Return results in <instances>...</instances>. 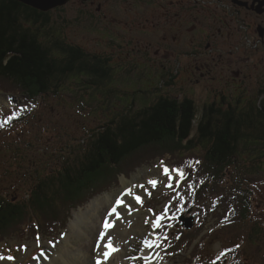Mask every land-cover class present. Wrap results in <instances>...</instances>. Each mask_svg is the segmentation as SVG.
I'll return each mask as SVG.
<instances>
[{
  "label": "trees",
  "instance_id": "trees-1",
  "mask_svg": "<svg viewBox=\"0 0 264 264\" xmlns=\"http://www.w3.org/2000/svg\"><path fill=\"white\" fill-rule=\"evenodd\" d=\"M60 10L43 13L14 0H0L1 92L19 99L27 110L35 108L40 100L48 96L58 98L59 101L52 105L63 108L67 102L63 97L68 91L69 94L77 91L76 95L82 96H92L91 92L101 96L100 101L92 104L95 106L91 111L88 108L82 110L80 116V107L76 110L80 117L86 116L87 111L92 112L91 118L83 122L84 127L81 126L84 140L78 150H83V153L77 158L63 154L56 174H50L45 179L40 177L37 189L42 193L33 190L28 195V199H32L31 209L39 211L46 202L57 206L64 195L59 185L65 177L71 184L76 183L74 187L78 192L97 191L95 187L100 183L112 185L114 181L102 179H112L119 173L129 176L123 167L135 162L130 158L143 149L154 147L152 150L160 158L158 160L174 163L175 169L184 175L191 174L192 182L208 179L209 173L213 176L222 174L221 181L225 176V184L232 187L233 199H230L229 205L220 203L219 206L223 211L224 207L233 208V212L229 214L227 210L224 213V223L235 225L234 229L243 225L252 226L254 221H249L248 204L255 186H250L258 179H247L244 173L255 171L260 174L261 170L256 171L260 167L264 170V92L251 103L240 96L231 102V97L226 95L228 107L224 108L220 105L221 101H217L219 98L179 86L177 79L183 70L180 64L184 56L173 60L161 53L155 54V58H147L141 46L137 42L135 46L127 36L128 40L122 37L117 38L118 42H100L98 47L102 49L105 44V50L94 52L95 46L88 47L87 40L83 41L81 37L89 28L86 25L89 24L94 31L108 33L115 30L118 24L111 21L109 13L98 16L93 11H87V15H82L84 10H78L80 15L71 19L66 16L67 13L61 14ZM121 24L128 26L126 20ZM71 30L72 36L64 35ZM112 50L117 53L122 50L123 55L128 53V56L118 57L119 61L114 62L117 54ZM142 59L145 61L139 63ZM113 64L120 66L117 71ZM143 82H146V87H143ZM30 113L28 111L27 114ZM102 115H106L108 120L101 121ZM26 116L20 114L12 122H26ZM93 117L99 123L101 121L96 129L89 128L93 123L98 124ZM62 126L64 131H70L68 126ZM242 146L252 155H257V159L249 157L243 161L247 166L240 168L238 162ZM71 148V145H66L63 153ZM194 152L205 164L192 172L194 159L191 153ZM233 163L239 165L237 170L240 174L232 175L230 165ZM62 169L64 172H61ZM247 175L253 177L252 174ZM242 182L251 184L245 188L240 185ZM0 183L2 190L4 185L1 180ZM208 188L206 183L204 189ZM98 194L101 193L95 195ZM12 199L16 200L15 197ZM1 210L0 206L2 218ZM6 216L0 221V244L17 233L12 228L18 218L9 212ZM55 220L58 222H54L53 226H64L60 224V219ZM186 232L181 230L179 238L184 239L188 235ZM255 234H260L259 226L251 237ZM17 236L23 238L25 233H17ZM50 236H58V233Z\"/></svg>",
  "mask_w": 264,
  "mask_h": 264
},
{
  "label": "rangeland",
  "instance_id": "rangeland-1",
  "mask_svg": "<svg viewBox=\"0 0 264 264\" xmlns=\"http://www.w3.org/2000/svg\"><path fill=\"white\" fill-rule=\"evenodd\" d=\"M100 1L104 4L106 0H99V2L96 0L95 5L91 4L89 6H84L80 3L81 1L74 0L60 11L61 14L67 13L66 16L72 19L80 15V12H77L78 10H84L81 13L82 15H87L89 13L87 11L96 13L95 10ZM125 1H127L126 7L132 5L130 1ZM149 1L145 0L140 2L143 4H134L127 10L125 16L131 17L135 13H141L150 22L151 26L153 23L158 22L157 17L172 9L168 1L152 2L154 6ZM108 3L112 5L121 3V1L113 2L111 0ZM108 9L109 7L106 11L110 17L113 16L114 10L109 12ZM133 24L135 25L132 26L133 29L124 25H116L115 30L119 29L128 38H131L135 46L137 40L144 42V46H141V48L144 51L147 50L154 57L153 50L149 48L147 42L152 40L150 42L163 43L170 39L171 33L166 29H137V19ZM86 26H89V28L84 30V34L81 37L83 41L87 40L86 45L88 47L95 46L93 48L94 52L105 50V44L102 49L98 47L100 42L112 40L118 42L119 40L117 39L119 36L113 31L108 33L97 32L89 24ZM72 32L71 30L64 33V35L72 36ZM122 52L121 50L117 53L114 62L119 61L118 57L124 58L128 56V53L124 56ZM174 55V47H172L169 49L168 54L166 53V56L174 57ZM143 61L145 59H142L139 63ZM202 63L205 65L204 62ZM180 65V69L183 70L179 80L177 79V83L179 86H183L182 81L191 76L195 65H199V63L191 64L188 60H185ZM190 65L192 66L191 69ZM112 67H116L114 70L117 71L120 66L113 64ZM143 67L141 65V68ZM250 67H252V64ZM86 82L89 83V79H86ZM146 86V82H143V87ZM78 91L80 90L78 89ZM81 91L83 93L86 92L85 90ZM68 92L63 97L67 101L63 108L52 105L59 101L57 100L58 98L48 96V98L40 100L35 108L29 107L31 113L27 115L26 122L21 124L12 122V126L5 129L0 128V180L4 185V188L0 190V206L3 212V217L1 218L0 216V221L4 216L7 217L6 214L8 212L14 214L18 219L14 220L15 226L12 230H16L15 233L17 232L18 234L25 233L23 238L17 236L16 233L0 245V257H3V259H0V264H41L42 260L50 262L51 260L59 259L65 252L72 253L73 256L80 255L78 247L73 245L74 239L70 237V226L75 219V215H85V217L81 216L79 219H100L101 217L99 218V216L103 217L106 214V217H109L108 211L113 210V208L119 211L121 218H110L111 221L118 222V227L114 228V233H110L112 235L110 240L121 251H125L130 255L128 257L126 255L120 256L122 254L120 253L114 260L117 264L120 260L123 263L127 261L130 264H149V261L144 259L145 257L150 258V264H264V170L262 167L257 169L258 166L255 169H257V172L261 170L260 174L255 171L244 173L247 179L258 180L254 184L252 183L253 185L249 182L240 184L245 188L249 187L250 184V187L255 186L252 189V196L249 195L248 204L249 221L252 220L253 223L254 220L255 223L249 228L247 225H243L234 229L232 227L235 225H225L224 223L227 210L229 214L233 212V208L224 207L223 211L219 206L221 205L220 203L229 205L228 202L233 199L231 198L232 187L229 184H225V176L222 180L223 182L221 181L222 174L213 176L209 173L208 179H203L201 182H192L191 174H187L188 176L184 175L182 178L178 174L180 171L175 170L177 167L174 163L158 160L160 158L152 150L154 147L143 149L140 153L130 158L136 163L127 164V162V165L123 167L129 176L119 173L112 179L101 178L103 181H114L112 185L100 183L95 187L97 191L78 192L74 187L76 183L71 184L68 181V177H65L59 185L61 192L64 193L61 202H58L57 206L46 202L39 208V211L32 210L30 206L32 199L29 200L28 195L33 190H35V193H42V191L37 189L40 177L45 179L50 174H56L59 169L57 166L62 163V161L60 162V157L63 154H68L71 158H75L77 155L80 157V153H83V150H78L79 144H82L81 142L84 140L81 126L84 127L83 122H87L91 118L92 112L90 111L95 106H92V104L97 103L101 99V96L97 93L91 92L92 96L86 94L82 96L76 95L77 91L70 94ZM81 101L86 103H81ZM18 105H20L19 99L3 95L0 92V127L2 121L5 122V116L7 111H9L5 108H13L14 110L17 109ZM87 108L90 111L86 112V116L80 117L83 113L82 110H87ZM77 109L80 116L76 113ZM108 114L112 116L109 112ZM107 120V116L102 115L101 121ZM101 121L99 123L98 120H94L98 124L93 123V125H89V128L95 127L96 129L101 125ZM60 125L68 126L70 131H64ZM72 129L73 131H71ZM66 145H71L72 148L67 153H63ZM17 149L19 150L18 153H16ZM198 153L201 155L200 152ZM191 154L194 159V168L192 169V172H194L195 169L199 168V165L202 167L205 163L195 156V152ZM249 157L250 159H257V155H252L250 151L242 146L240 148V162H238L240 168L247 166L244 162ZM239 165H235V163L230 165L232 175L240 174L237 170ZM165 168L169 169L167 175L164 172ZM242 170L245 171L244 169ZM61 172H64L63 169ZM247 174H252L251 176L253 177H249ZM260 175L261 178H258ZM23 176L25 177L22 178ZM101 179L99 178L98 180ZM151 181H155V185ZM97 183L98 181L94 185ZM206 183L209 185L208 189H204ZM168 185H172V187ZM97 193L101 194L95 195ZM129 193L131 194L129 195ZM136 196L142 198L143 204L136 202ZM12 197H15L16 200H13ZM94 200H100V202L98 201V206H95L96 209H93L92 214L89 215L86 213V209ZM119 201H123V206H118ZM129 206L131 211L128 210ZM245 207L247 208L246 205ZM235 209L237 210V208ZM237 212L239 211L237 210ZM161 216L163 220L160 221V227L157 228L155 221ZM246 216L247 214L245 218ZM37 219H40V221ZM55 219H60V224L63 223L62 225L64 226H53L54 222H58ZM180 219H185L184 223ZM240 219L242 218L240 217ZM103 221L104 219H100L97 223L90 226L96 228L95 231L99 232L102 229V226L99 227V225ZM171 221H173V224L170 226V231L166 236V238L169 237V241L165 242V239L160 235V230L166 226L167 222L171 223ZM192 222L193 226L186 230V223ZM257 226L260 228V234H255L251 237V233ZM63 227L66 229L63 230ZM82 227L83 223L75 230L84 231ZM23 228L26 230H22ZM246 229L249 230L247 234H244ZM181 230L188 233L184 239L179 238V231ZM236 232L239 234L235 235ZM55 233H58L59 237L52 238L50 234ZM201 238L203 239L202 242H200ZM149 243L152 244V247L148 249L149 254L145 255V250L148 248ZM192 243L194 245L199 243L201 246L195 253L190 255L193 248L190 246ZM169 244L172 245V252ZM85 245H88V242ZM39 250L41 252L38 254ZM133 253L134 255H132ZM96 254H98L97 250L95 251ZM8 257L13 259L10 260ZM137 260L138 262H135Z\"/></svg>",
  "mask_w": 264,
  "mask_h": 264
},
{
  "label": "flooded vegetation",
  "instance_id": "flooded-vegetation-1",
  "mask_svg": "<svg viewBox=\"0 0 264 264\" xmlns=\"http://www.w3.org/2000/svg\"><path fill=\"white\" fill-rule=\"evenodd\" d=\"M78 1L84 6L96 4V0ZM108 1L111 0L104 4L100 1L97 5L98 16L108 14L109 7V12L114 9V15L110 17L113 23L122 25L126 20L128 27L133 29L137 19V29H166L171 33L170 39L164 38L166 42H147L154 55L168 54L174 47L175 55L169 58L174 60L184 56L181 61L199 63L191 76L182 81L187 88L219 98L217 101H221L224 108L228 107L226 95L231 97V102L240 96L251 103L264 92V0H150L152 6V2L167 1L172 6L151 26L141 13L125 16L134 4H143L140 2L145 0H128L132 4L130 7H126L125 0L112 5ZM112 31L119 38L128 40L119 29ZM136 42L138 46H144V42ZM112 52L117 54L115 50ZM144 53L147 58H155L147 50Z\"/></svg>",
  "mask_w": 264,
  "mask_h": 264
},
{
  "label": "bare ground",
  "instance_id": "bare-ground-1",
  "mask_svg": "<svg viewBox=\"0 0 264 264\" xmlns=\"http://www.w3.org/2000/svg\"><path fill=\"white\" fill-rule=\"evenodd\" d=\"M98 201L100 202V200H94L92 203H90L89 207L86 209V213H88L89 215L92 214V210L93 209L95 210L99 204ZM108 212H109L108 213L109 217H106L107 214L103 215V217L99 216V218L101 217L100 218L101 220L104 219V221L101 222L99 225V227L102 226V229L99 232H97V230L95 231L96 228H92L90 225L97 223L100 219H98V218L97 219H87V218L86 219H79L81 216L85 217V215H79V214L75 215V219L72 221L73 223H71V226H70V232H71L70 237L72 239H74L73 245H76L78 247V250L80 251V255L73 256L72 253L70 254L69 252H65L61 258L51 260L50 262H45V260H42L41 264H97L98 259L102 260L103 264H117V263H115L114 260L117 258V256L120 253H122L120 256H122V255H124V256L126 255V257L130 256L125 251H121V250L117 249L116 253H111V255L107 259L104 258V253L106 251H109V249L106 247V245L110 241V238L112 236V235H110V233L114 231V230L111 231V229H108L106 231L105 230V222L107 221L113 225V222L111 221L110 218L117 219L116 216L113 214L112 210H109ZM117 212H119V211H117ZM81 223H83L82 228H84L83 229L84 231H81V230L76 231L75 229ZM105 232H106V234L104 236V239H103V241H101V239H100L101 233H105ZM207 235H209V233H207ZM86 240L88 242V245H85L87 243ZM149 244L152 245L151 243H149ZM97 245H99V248H97ZM149 248H151V247H148L145 250V255L149 254L148 253ZM96 250L98 251V254L95 255ZM132 255H134V253ZM46 257L49 258L48 255H46ZM150 262H151V260H150ZM118 264H130V263L127 261L125 263H123L120 260L118 262Z\"/></svg>",
  "mask_w": 264,
  "mask_h": 264
},
{
  "label": "water",
  "instance_id": "water-1",
  "mask_svg": "<svg viewBox=\"0 0 264 264\" xmlns=\"http://www.w3.org/2000/svg\"><path fill=\"white\" fill-rule=\"evenodd\" d=\"M25 6L31 7L43 13H49L51 11L63 8L71 3L73 0H14ZM84 2H89L90 0H82ZM193 219V218H192ZM184 223L185 219H180ZM186 229H190L193 226V222L187 224Z\"/></svg>",
  "mask_w": 264,
  "mask_h": 264
},
{
  "label": "snow or ice",
  "instance_id": "snow-or-ice-1",
  "mask_svg": "<svg viewBox=\"0 0 264 264\" xmlns=\"http://www.w3.org/2000/svg\"><path fill=\"white\" fill-rule=\"evenodd\" d=\"M164 172H165V174L167 175L168 174V172H169V169L168 168H165L164 169ZM178 174L183 178V176H184V173L183 172H178ZM151 183L153 184V185H155V181H151ZM169 187H172V185H168ZM131 193H129V195H130ZM135 200H136V202L137 203H139V204H143V200H142V198L140 197V196H136L135 197ZM118 206H123V201H119L118 202ZM129 211H131V207L129 206V209H128ZM112 212H113V214L116 216V218L117 219H120L121 217H120V213L119 212H117V210L115 209V208H113V210H112ZM161 220H163V217L161 216L158 220H156L155 221V226L157 227V228H159L160 227V221ZM114 225H112V224H110L109 222H105V230L107 231L108 229H110L111 227H113ZM105 234H106V232L105 233H101V236H100V239H101V241H103V239H104V236H105ZM106 247L109 249V251H106L105 253H104V258L105 259H107L110 255H111V253L112 252H114V251H116V249L115 248H113V246H112V244H111V241H109L108 243H107V245H106ZM148 247H152V245H148ZM97 248H99V245H97ZM0 259H3V257H0ZM8 259H13L12 257H8ZM146 261H149V264H150V258L149 257H145L144 258ZM97 264H103V261L102 260H97Z\"/></svg>",
  "mask_w": 264,
  "mask_h": 264
}]
</instances>
